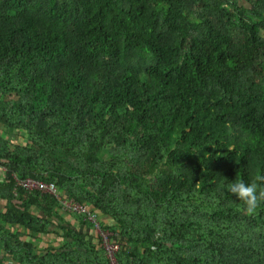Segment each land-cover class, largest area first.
Here are the masks:
<instances>
[{
	"label": "trees",
	"instance_id": "trees-1",
	"mask_svg": "<svg viewBox=\"0 0 264 264\" xmlns=\"http://www.w3.org/2000/svg\"><path fill=\"white\" fill-rule=\"evenodd\" d=\"M0 128V264H110L26 179L115 264H264V0H0Z\"/></svg>",
	"mask_w": 264,
	"mask_h": 264
},
{
	"label": "built area",
	"instance_id": "built-area-1",
	"mask_svg": "<svg viewBox=\"0 0 264 264\" xmlns=\"http://www.w3.org/2000/svg\"><path fill=\"white\" fill-rule=\"evenodd\" d=\"M18 186L23 188L26 191L34 192L39 191L41 193L50 194L52 196H55L62 205L63 208L67 209L68 211L74 213V214H86L88 215V220L90 222L95 223L97 231L102 236L103 245L106 249L107 256L110 259V264H115V257L114 254L119 248V243L115 240H111L109 238L110 233L109 232H101L99 227V221H98V215L94 214L89 207L82 206L75 202L72 199L67 198L66 196H62L60 193L58 187L54 183H45L41 181H36L32 179H26L22 181L17 182Z\"/></svg>",
	"mask_w": 264,
	"mask_h": 264
},
{
	"label": "clouds",
	"instance_id": "clouds-1",
	"mask_svg": "<svg viewBox=\"0 0 264 264\" xmlns=\"http://www.w3.org/2000/svg\"><path fill=\"white\" fill-rule=\"evenodd\" d=\"M223 191L234 194L242 202V210L248 216H254L264 205V173H258L250 182L234 180L223 186Z\"/></svg>",
	"mask_w": 264,
	"mask_h": 264
},
{
	"label": "crops",
	"instance_id": "crops-1",
	"mask_svg": "<svg viewBox=\"0 0 264 264\" xmlns=\"http://www.w3.org/2000/svg\"><path fill=\"white\" fill-rule=\"evenodd\" d=\"M0 135L3 136L4 138H6V136L4 135L3 133V130L2 128H0ZM25 135L23 133H16V134H13L11 135L10 137H8V139L13 143V144H20V145H23L25 143ZM4 173V170H0V177L1 175ZM3 206V203L2 201L0 200V208H2ZM67 221L71 222L72 221V218L71 217H66ZM88 232H91V234H94L93 231H89L87 230ZM57 236L56 235H53V234H47V235H42L40 237V240L36 241V245L37 247L39 248H44L46 246H49L50 243H56L57 242ZM40 241V242H39Z\"/></svg>",
	"mask_w": 264,
	"mask_h": 264
},
{
	"label": "rangeland",
	"instance_id": "rangeland-1",
	"mask_svg": "<svg viewBox=\"0 0 264 264\" xmlns=\"http://www.w3.org/2000/svg\"><path fill=\"white\" fill-rule=\"evenodd\" d=\"M39 242H40V241H39ZM57 243H58V241H57L56 243H53V242H52V243H50V245H55V246H56Z\"/></svg>",
	"mask_w": 264,
	"mask_h": 264
}]
</instances>
